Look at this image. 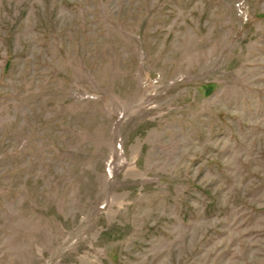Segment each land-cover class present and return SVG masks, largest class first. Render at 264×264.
I'll return each mask as SVG.
<instances>
[{
  "label": "rangeland",
  "instance_id": "374dc122",
  "mask_svg": "<svg viewBox=\"0 0 264 264\" xmlns=\"http://www.w3.org/2000/svg\"><path fill=\"white\" fill-rule=\"evenodd\" d=\"M0 264H264V0H0Z\"/></svg>",
  "mask_w": 264,
  "mask_h": 264
}]
</instances>
